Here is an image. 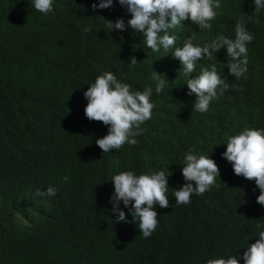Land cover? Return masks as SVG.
<instances>
[{
    "label": "trees",
    "instance_id": "1",
    "mask_svg": "<svg viewBox=\"0 0 264 264\" xmlns=\"http://www.w3.org/2000/svg\"><path fill=\"white\" fill-rule=\"evenodd\" d=\"M93 3L99 0H54L45 15L32 0H0V264H206L232 255L244 264L243 253L264 230L256 227L264 206L255 181L235 175L222 154L230 137L264 128V10L256 14L254 0H220L211 29L188 20L169 30L175 47L193 34L200 45L218 35L234 39L246 14L254 40L248 72L237 80L226 49L197 61L186 76L175 48L153 52L130 27L110 31L106 21L131 19L126 7L113 0V7L93 10ZM213 64L230 87L206 113L195 112L186 82ZM106 71L132 91L150 86L155 106L137 145L103 153L95 140L108 126L87 119L83 93ZM153 71L168 81L160 94ZM191 148L215 160L220 176L191 204L176 205L173 190L185 183L181 169ZM122 171L171 173L170 206H155L159 223L147 239L131 205H119L129 223H114L111 180ZM48 187L55 196L36 195Z\"/></svg>",
    "mask_w": 264,
    "mask_h": 264
},
{
    "label": "clouds",
    "instance_id": "2",
    "mask_svg": "<svg viewBox=\"0 0 264 264\" xmlns=\"http://www.w3.org/2000/svg\"><path fill=\"white\" fill-rule=\"evenodd\" d=\"M126 7L131 19L125 23L123 18L115 22L106 21L110 31H125L128 27L134 33L143 34L146 45L153 52L175 48L171 54L180 61L186 76L196 71L197 61L207 57L212 59L221 49H226L229 75L237 80L248 72L247 45L254 40L253 34L245 24L247 15L235 24V38L218 35L210 43L200 45L194 43L193 34L186 39L182 47H175L177 36L169 35L170 29H176L183 21L190 20L200 30L211 29L210 21L217 16L215 9L221 7L220 0H117ZM34 8L47 15L54 10V0H32ZM256 14L264 10V0H254ZM113 7V0H99V4H92L93 10ZM250 18V17H249ZM258 22V21H257ZM90 32V28H84ZM161 33H163L161 35ZM138 62L131 57L128 66ZM154 72L157 81L155 91L160 94L167 85V80L161 79L162 74ZM165 76V75H164ZM227 77L222 76L215 64L210 69L205 67L200 74L189 78L186 82L188 95L195 94L196 100L193 111L206 113L211 102L219 95H223L230 87ZM132 86L117 79V76L106 71L96 77L83 93L87 100L84 109L89 121L102 122L108 126V133L96 139L95 144L103 153L119 150L125 144L137 145V136L141 135V125L152 118L154 104L150 98L152 88L145 87L143 91H132ZM226 150L222 158L231 163L234 174L247 180H254L260 190L256 202L264 206V128L244 129L239 134L230 137L225 143ZM196 148H191L184 157L181 169L185 183L179 190H173L176 205L192 203L193 194L203 196L215 184L220 176V169L210 156L197 155ZM164 171L154 174L136 175L133 171H122L114 175L111 182L114 194L110 198L112 213L116 215L114 223H129L125 212L119 207L122 202L128 208L133 221L138 222V229L143 238H149L158 227V213L155 206L168 208L169 185L168 176ZM68 179L67 176L64 177ZM57 190L48 187L45 191L37 190V196H55ZM246 203V201H244ZM258 229H264V223H257ZM259 239L251 244L243 253L244 264H264V230L259 231ZM206 264H240L236 255L209 259Z\"/></svg>",
    "mask_w": 264,
    "mask_h": 264
}]
</instances>
